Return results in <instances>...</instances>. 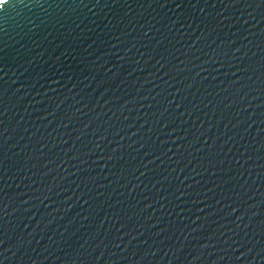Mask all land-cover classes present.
<instances>
[{"label":"water","instance_id":"1","mask_svg":"<svg viewBox=\"0 0 264 264\" xmlns=\"http://www.w3.org/2000/svg\"><path fill=\"white\" fill-rule=\"evenodd\" d=\"M0 264H264V0H0Z\"/></svg>","mask_w":264,"mask_h":264}]
</instances>
